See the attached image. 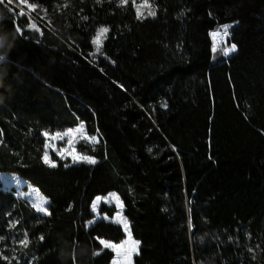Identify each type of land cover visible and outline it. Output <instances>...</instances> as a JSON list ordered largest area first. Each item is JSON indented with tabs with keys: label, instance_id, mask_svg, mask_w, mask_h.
Instances as JSON below:
<instances>
[{
	"label": "trees",
	"instance_id": "16d2710c",
	"mask_svg": "<svg viewBox=\"0 0 264 264\" xmlns=\"http://www.w3.org/2000/svg\"><path fill=\"white\" fill-rule=\"evenodd\" d=\"M25 1L50 30L0 4V172L48 214L0 182V264H111L97 238L125 231L92 210L110 192L134 264H264V0ZM80 125L95 163L49 165L45 133Z\"/></svg>",
	"mask_w": 264,
	"mask_h": 264
},
{
	"label": "rangeland",
	"instance_id": "374dc122",
	"mask_svg": "<svg viewBox=\"0 0 264 264\" xmlns=\"http://www.w3.org/2000/svg\"><path fill=\"white\" fill-rule=\"evenodd\" d=\"M22 1L25 5L27 6L29 5V3L26 2L25 0ZM224 26H219L217 29H215L212 32V33L217 32L219 33V35L213 37L211 33V36H212L213 44L216 49L215 51L225 55V52L228 49H230L232 45L229 42L230 28H228V34L224 35V30H223ZM103 28H107V27L103 26ZM104 35L105 33L100 35V40L98 43L104 40L105 38ZM231 53L232 52H228L227 55ZM66 133H70V135H65ZM45 136H46L45 153H47V157H45V153H44V159L45 161L46 160L48 161L47 163L49 165L57 164L59 160H67L71 164H80L82 162H87L84 159V157H88V156H84L81 153H79L76 149V144L83 139L93 143H97L99 140L98 137L89 136L86 133L84 125H80L74 128H69L64 131H58L55 133H47V135ZM91 159L94 160L93 158ZM0 182L4 188L13 190L18 198L28 201L38 212L45 213L43 211H39L38 208L43 207L47 209L49 200L46 197H44L36 187L28 184L21 176L14 173L10 174V173L0 172ZM111 193H115L119 199L117 200L116 198L112 197L110 195ZM97 197H101L102 199L100 200V202L96 204L95 209H93L92 207V210L95 214V219L93 220V222L99 219H105L120 224L125 231V238L122 241L128 239V233L129 232L131 233V231L129 224L124 215V205L121 201L120 196L116 192H110L107 195H99ZM96 198L93 201V204L96 203ZM102 204H106L109 207L112 206L116 207L117 209L116 213L113 216H109L106 213H100V208ZM125 222L127 224V231L125 230ZM131 239L137 241L133 237L132 233H131ZM122 241L118 243L113 241H108V242L119 245ZM127 247L128 246L126 245L125 248L120 249L119 256L117 255L116 252L112 250L114 252V258L111 264H134V256L139 252L140 243L138 242L136 246V251L132 253L131 257L125 259L123 258V253Z\"/></svg>",
	"mask_w": 264,
	"mask_h": 264
},
{
	"label": "snow or ice",
	"instance_id": "6c2138e0",
	"mask_svg": "<svg viewBox=\"0 0 264 264\" xmlns=\"http://www.w3.org/2000/svg\"><path fill=\"white\" fill-rule=\"evenodd\" d=\"M98 2H100V0H98ZM8 3H11V0H8ZM0 4H5V0H0ZM124 4H127V0H121V5H124ZM142 6H148V5H147V0H144V5H142ZM5 7H7V4H5ZM29 7H30V8H34L35 5H29ZM149 7H150V6H149ZM137 10H138V12H139V8H138ZM21 14H22V13H21ZM148 15H155V11H154V10H150V11L148 12ZM230 27H231V25H225V26H224V28H223V30H224V35H227V34H228V28H230ZM107 31H108L107 28H103V27L100 28V29H99V32H98V34H97V37L93 40V43H97V44H98V42H99V40H100V35L103 34V33H106ZM16 32L22 34V32H21V30L19 29V27L16 28ZM212 35H213V37H216L217 35H219V33L214 32V33H212ZM6 43H7V37L4 36V35H0V47L4 46ZM98 50H99V49H98ZM215 50H216V49H215V46H214L213 51H215ZM235 50H236V45L233 44V45L231 46V48L228 49V50L225 52V55H227L228 52H233V51H235ZM2 59H3V57H0V60H2ZM45 135H47V133H45ZM57 135H59V134H57ZM65 135H70V133H66ZM45 157H47V153H45ZM84 159H85L87 162H89V163H95V161L92 160L91 158L84 157ZM46 162H48V161L46 160ZM74 162H75V161H74ZM51 166L55 167V164H52ZM110 195H111L112 197L116 198L117 200L119 199V198L116 196L115 193H111ZM101 199H102L101 197H97V198H96V203H94V204L92 205L93 209L96 208V204H97L98 202H100ZM38 210H39V211H43V212H45V214H48L46 208L39 207ZM125 230L127 231V224H126V222H125ZM97 239H99V243H100L104 248H110L111 250H113L114 252H116L118 256L120 255V249H121V248H125V246L127 245L128 247L126 248V250H125L124 253H123V258H125V259H128V258L131 257L132 253H133L134 251H136V246H137V244H138L137 241H134V240L131 239V233H130V232L128 233V239H126L125 241H122L119 245H117V244H115V243H110V242H108V241H106V240H104V239H100V238H97ZM24 245L27 246V240L24 241ZM94 254H95V255H99V252H96V253H94ZM5 259H7V257H5Z\"/></svg>",
	"mask_w": 264,
	"mask_h": 264
},
{
	"label": "built area",
	"instance_id": "2783aa9c",
	"mask_svg": "<svg viewBox=\"0 0 264 264\" xmlns=\"http://www.w3.org/2000/svg\"><path fill=\"white\" fill-rule=\"evenodd\" d=\"M12 3H14L15 5H17L20 10L26 14L27 16H29L32 20H34L35 22H37L38 24L42 25L44 28L49 29L48 25H46L41 18L35 13L34 8H30L29 5H25L23 3L22 0H11Z\"/></svg>",
	"mask_w": 264,
	"mask_h": 264
},
{
	"label": "bare ground",
	"instance_id": "6f19581e",
	"mask_svg": "<svg viewBox=\"0 0 264 264\" xmlns=\"http://www.w3.org/2000/svg\"><path fill=\"white\" fill-rule=\"evenodd\" d=\"M231 56V55H230Z\"/></svg>",
	"mask_w": 264,
	"mask_h": 264
},
{
	"label": "crops",
	"instance_id": "0c3cea01",
	"mask_svg": "<svg viewBox=\"0 0 264 264\" xmlns=\"http://www.w3.org/2000/svg\"><path fill=\"white\" fill-rule=\"evenodd\" d=\"M11 174V173H10Z\"/></svg>",
	"mask_w": 264,
	"mask_h": 264
}]
</instances>
